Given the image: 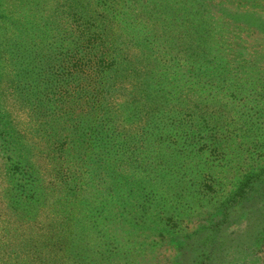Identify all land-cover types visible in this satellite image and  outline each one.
<instances>
[{"label":"trees","instance_id":"obj_1","mask_svg":"<svg viewBox=\"0 0 264 264\" xmlns=\"http://www.w3.org/2000/svg\"><path fill=\"white\" fill-rule=\"evenodd\" d=\"M197 2L0 0V264H138L177 193L214 187L193 264H264V171L229 179L224 115L264 112V33ZM235 208L255 230L220 243Z\"/></svg>","mask_w":264,"mask_h":264},{"label":"rangeland","instance_id":"obj_2","mask_svg":"<svg viewBox=\"0 0 264 264\" xmlns=\"http://www.w3.org/2000/svg\"><path fill=\"white\" fill-rule=\"evenodd\" d=\"M197 1L199 3L201 1L205 2V0ZM214 1L222 7H233V3L242 2L244 5L241 7L240 19L245 20L251 25L259 36L264 33V0ZM210 4H214V2L211 1ZM207 5L210 8L208 3ZM232 7L230 9H233ZM215 13L220 18L219 15L227 12L223 9H217ZM258 43L260 44L261 42L258 41ZM252 99L254 101V97ZM254 104L257 105L256 103H251L250 100L244 99V103L242 102L240 106H237L236 101V110H225L224 112V115H228L227 121L233 119L230 131L236 136L231 144L235 150L234 158L232 159L236 162H241V164L236 163L234 165L235 168L230 170L231 175L229 179L231 181H236L235 177H242L246 173L245 171H254V173L264 171V112H262V109L258 110ZM208 111L220 114L219 104L215 105L214 108L210 106ZM200 140L203 141V138ZM216 157L219 156L213 158ZM179 173H176L174 176L177 184L183 185L186 189L193 190L195 184L193 177L189 174ZM214 191V193H209L208 191L196 192L195 194L189 193L191 196H188L186 199L183 198V194L179 191L171 208L172 211L178 213V216L174 215L172 219L162 221L163 224L159 227V231L162 230V232H158L154 236L145 232L146 234L143 237L138 238L137 241L139 243L149 246L151 243L153 244L152 250L146 251L145 255L141 254V257L136 260L138 264H193L194 259L199 262L200 260L196 258L199 254V247L193 241L198 239L197 230L205 226L210 227L212 225L211 220L218 216L217 213L215 215L212 214L215 210L214 207L218 206L220 202L219 197H217L218 189L214 187ZM170 196L171 198L175 197L174 194ZM243 206L251 208L252 206H256L259 208L262 204L260 202L249 201L244 203ZM248 211V208H242L241 210L235 208L230 223L219 230L218 239L220 243H228L227 239H230L233 234L240 233L241 231L250 232L249 230H255L253 224L255 219L251 220L250 216H247ZM257 219L261 221V229H264V211ZM166 231H173L176 234L169 237ZM254 236V233H249L248 235L251 239ZM259 242L262 244L264 240L262 242L261 239ZM190 254L191 256L189 257Z\"/></svg>","mask_w":264,"mask_h":264}]
</instances>
